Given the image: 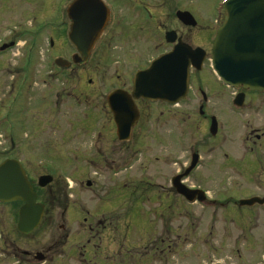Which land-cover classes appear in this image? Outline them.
<instances>
[{"label": "rangeland", "instance_id": "obj_1", "mask_svg": "<svg viewBox=\"0 0 264 264\" xmlns=\"http://www.w3.org/2000/svg\"><path fill=\"white\" fill-rule=\"evenodd\" d=\"M155 2L159 1L148 0L144 11L141 7L135 13L131 11L128 17L126 9L118 8L117 18L121 28L117 29H127L135 37L126 39L123 34L127 30H124L121 35L113 38L111 53L104 56L109 60L107 65L100 66L96 58L95 67V60L92 59L85 70L80 68L76 75L68 77V81L61 82L55 77L39 75L38 69L44 67L48 55L44 37L49 29L44 30L33 52L37 60L34 65L37 68L35 74L27 77L21 72L12 73L7 70L22 66V63L19 66L15 64L21 62L23 49H14L0 57V160L6 155L14 156L22 162L39 196L48 199V205L51 206L59 201L57 208H53L52 216L49 217V214L44 217L34 231H66L71 226V231H78L75 229L76 220L62 214V200L66 196L68 201H77L75 205L79 207V212L96 211L99 213L96 220L108 219L113 231L135 235L125 239L127 244L131 242L129 239H135L140 245L130 250L131 257L137 256L142 262L136 264H144L146 256L153 257L152 254L148 255L145 247L151 246L147 238L150 231H161L157 237L161 236L163 244L168 241L172 246L173 243L179 251H166L164 264H264V206L239 211L228 206L227 214L219 211L217 218L207 216L199 206H194L202 214L193 210L195 214L190 219L192 231L186 229V222L190 220L181 218L183 231L180 233L184 236H197L199 232L210 234L212 250L203 249L202 246L195 250L190 244L184 248L182 241H179L181 239L175 238L173 241L172 233L168 234V231H173L175 219L162 227L166 223L165 216L157 225L159 216L148 210L153 207L149 202L151 197L165 196L162 200L169 203L176 197L174 189L169 187L166 180L178 168L176 159L183 158L182 145L191 142L199 143L201 156L200 166L194 175L199 180H211L208 190L212 197L224 201L225 198L264 194V92L255 95L253 101L256 105L253 108H249L245 102L242 109L238 110L223 101L226 95L231 98L235 89L225 88L206 64L190 80L191 93L186 99L189 103L181 104L178 108L181 116L189 112V120L181 117L180 126L167 123L159 120L158 109L153 108V117L141 119L127 141L118 140L114 124L106 117V114L110 116L107 109L106 113L103 107L98 109L114 87H125L129 77L138 68L146 65L166 47L161 27L168 29L173 26L171 20L174 14L169 13L165 7L159 10V4ZM213 2L219 0H197L192 11L196 16L200 15V8L204 9V4ZM42 3H37L35 20L28 19L30 16L27 11L32 6L27 3L5 8L0 5V39L9 35L12 26L19 28L29 26L30 23L35 26L40 20L46 19L39 12ZM45 8L47 11L50 7ZM57 15L59 11L54 15L50 13V19H47L52 22V26H57ZM137 15L139 20L136 23ZM127 41H130L129 47L126 46ZM141 48H145V51L139 57L138 51ZM195 77L209 100L208 112L215 114L220 122V135L215 138L203 126V118H198L197 107L191 104H195V100L202 101L201 95L196 92ZM80 95L89 98H83L85 100L82 101ZM92 100L97 106V111L94 110L96 120L92 112L86 109ZM250 129L253 134L260 135L258 139L252 135L256 141L254 144L245 142ZM9 135L14 138V150L8 148ZM205 141L213 143L212 152L209 153L208 147L203 146ZM41 175H50L53 181L39 190L36 181ZM87 181L91 184L86 185ZM7 211L5 207L0 218L1 226L16 231L17 216L10 217ZM91 213L87 215L88 218L92 216ZM107 222L106 225H109ZM138 231L145 233L144 245H141V239L136 234ZM34 246L40 247L38 244ZM0 260V264H13L5 255L0 256ZM55 264L69 263L58 261Z\"/></svg>", "mask_w": 264, "mask_h": 264}, {"label": "flooded vegetation", "instance_id": "obj_2", "mask_svg": "<svg viewBox=\"0 0 264 264\" xmlns=\"http://www.w3.org/2000/svg\"><path fill=\"white\" fill-rule=\"evenodd\" d=\"M43 1L41 5V9H39L40 15L43 14L46 16V19L40 20V22L46 21L44 24H40V22L33 26L31 23L29 26H23V27H16L12 26L10 27L9 35H4V39H0V57L8 55L10 52H12L14 49L16 50H24V56L21 57V62H17L15 65L19 66L22 63V66L14 67V68H7L9 72L12 73H23V76L29 77V75H33L36 73L37 68L34 67L36 63V59L34 58L33 52L36 50L37 44L40 43V40L42 38V34L45 29H49L46 33V36L44 37V44L46 45V51L48 52L47 57L45 58V64L44 67H41L38 69L39 75L43 76H49V77H55V79L61 82L68 81V77L76 75V73L79 72V69L82 68V70H85L86 65L89 63L90 60H95V67H96V58L100 61V66L107 65L108 59H106L107 55L111 53L112 49V40L115 37H118V35H121L122 32H125L124 29L120 31L117 28H121L119 26V20L117 18V9H126L127 10V16L128 17L133 11L134 13L136 11H139V8L144 7L148 3V0H96L99 2L100 6H102L105 9V12H95L92 13H86L85 8L88 4L83 3L72 7V3L75 0H54V2L50 3L51 0H38ZM37 0H0V5L2 7H12L15 4H21V3H27L31 5L32 7L28 9L27 15L30 16L31 20H35L36 12L38 8ZM53 1V0H52ZM156 1V0H153ZM159 2H155L156 4H159V10L161 8H166L169 10V13L174 14L173 19L171 20L173 22V26H170L168 29H164L161 27V32L163 33V41H165L166 47L161 51V53L167 52L173 48L175 44L178 43V40L181 42L187 44L190 48L196 49L199 48L203 51V60L200 69H196L190 65L189 72V82L192 79L193 76H195L196 73L201 71L205 65L207 64L208 67H210V57L212 55V45L215 38L216 30L219 27V25L223 22L225 17V9H224V0L221 2H213V4L205 3V8H200L201 13L200 15H195V13L192 11L194 9L195 3L197 0H185L184 3H182L183 0H158ZM101 2V3H100ZM6 4V5H5ZM33 4H35L33 6ZM102 4V5H101ZM50 7L47 11H45L47 8ZM97 6V5H96ZM217 7V8H216ZM33 8V9H32ZM88 8V7H87ZM203 9V10H202ZM188 11L191 13V15L194 17L196 24L195 25H187L183 24L177 17H176V11ZM56 11H59V16H55L56 18H59V21L56 22L57 26H52V22H50L47 19H50V13L55 14ZM141 11V10H140ZM77 20V23L85 24L86 21H90L87 26H89L90 31L89 33H92L93 36L95 35V40L93 42V45L90 49V51L87 54V57L84 56V54H81L77 48L73 45V43L70 41L69 33L71 31V27L73 24V20ZM136 23L138 22L139 18L138 15L135 16ZM96 21H105V24L103 28L99 31L96 37ZM93 23V24H92ZM132 29V27H130ZM134 29V28H133ZM166 31L173 32L171 36L175 38V41L173 43H168L164 37V33ZM126 39H131L135 37V34L131 33L128 30L125 34H123ZM124 39V38H122ZM165 39V40H164ZM20 41H23L22 44H20ZM124 41H122L123 43ZM126 43V42H125ZM130 41H127L126 46L129 47ZM141 44V43H140ZM18 46V47H17ZM145 49V48H144ZM143 48H141V51H138L140 54L139 57H141V54L145 51ZM22 51V50H21ZM136 51V50H135ZM159 53V54H161ZM124 54V53H123ZM132 54V53H131ZM158 54V55H159ZM33 55V56H32ZM100 55V56H99ZM157 55V56H158ZM106 56V57H104ZM86 57V58H84ZM59 59H62L67 62L65 65L64 63H60ZM9 64V63H8ZM60 64H63L64 66H61ZM7 65V63H6ZM148 64L138 68L137 70L144 69ZM136 70V71H137ZM135 71V72H136ZM197 80V91L200 95H202V88L198 84L199 81ZM90 82V79L88 80ZM225 87V86H224ZM116 89H122L125 90L128 93H131L132 91V76L129 77L128 83L124 87V85H118L114 87L111 91ZM191 93V90L189 91ZM188 93V95H189ZM244 93V103L247 102V105L249 108H253L256 103L255 100L253 101V98H255V95H257L258 91H250V90H243ZM82 101L85 99L83 98H89L86 96H79ZM223 100L224 102L230 103L231 100L229 99V96L226 95ZM248 98V99H247ZM247 100V101H246ZM92 100L90 105L86 108L90 112H92V117H94V120H96L95 112L96 110L95 102ZM133 102L135 104V107L138 110V119L134 123L132 130H131V136L132 132L137 127L141 119L153 117L154 115V109L157 108V113L159 115V120L162 121H168L167 123H175L180 126V119L181 117L188 119L190 117L189 112H183L186 113L185 116H181V111L178 109L181 104L189 103L188 100H182L178 104H168L167 102L160 101V100H149L145 98H133ZM209 100L203 99L202 101L195 100V104L191 103L194 106L197 107V116L198 118H203L201 121L203 123V126L205 129L210 128L211 124V118L215 117L217 120V130L214 135L210 134L211 137L215 138L216 136L220 135V122L218 121V118L215 114L208 112L207 109V103ZM232 103V102H231ZM103 107L104 112L106 113L105 108L107 109V112L110 114L108 116L106 114V117L110 121V123L114 124L113 116L108 110L107 102L105 99V103L99 104L98 109ZM147 108V109H146ZM152 108V109H151ZM235 108V107H234ZM166 109V110H164ZM166 112H164V111ZM97 111V110H96ZM189 120V119H188ZM96 123V121H94ZM200 125V124H199ZM115 127V124H114ZM116 130V127H115ZM255 139L260 138V135L253 134V130L250 129L245 137V142L255 143L256 141L252 138L253 136ZM8 148H11L12 150L15 149V143L14 138L9 135L8 137ZM222 143V142H221ZM212 144H209L207 141L203 144V146L208 147V152H212L214 149V146ZM199 143H189L186 145V148L183 150V158L182 159H176V165L178 168L175 172L168 175L170 176L167 178V183L170 184L169 187L173 188L171 186V178L176 175H182L187 168L190 166L192 162L193 155H198L199 159L196 160V164L192 170H190L186 176H183L180 179V183L188 188V189H201L203 193H195L194 198L187 199L176 189L173 190V194H175L176 197H174V200H170L164 202L162 199L165 198V196H155L149 198V202L153 204V207H149L148 210L153 213L154 215H158L159 218L156 220V224L159 225L160 220H162L165 216L166 223L162 224L161 226H165L169 221L172 219H175L173 231H168V234H171L174 236L173 241L175 238L179 241H182L184 248L185 245L190 244V247L199 250V248L202 246L203 249H213V243L212 239L210 237V234L199 232L197 236H190L188 235H181L180 231L181 227V218L187 220H190L194 216V211H199V206L201 209V212H205V214L212 218H217L218 212L225 211L224 214H227L226 210V204L227 202L231 201L232 206L236 207V204L238 205V199H230L225 198L224 201L220 200L218 198L212 197L208 190V184L211 180H199L195 175L194 172L198 169L201 163V156L199 152ZM146 147V145H145ZM5 150V149H4ZM8 150V149H7ZM147 151V147H146ZM3 152V151H1ZM6 158H15L14 156H5L3 157L0 162ZM190 176L191 180H189ZM43 188H40L41 190ZM170 192L172 190L170 189ZM252 196V195H250ZM170 198V196H169ZM168 198V199H169ZM58 200V199H57ZM56 200V201H57ZM37 202L42 203L44 206V213L43 218L48 216H52L54 207L57 208L59 205V201L55 202L54 205H48L49 200L44 199L37 194ZM77 201H68L67 197L65 196L62 200V209H63V215L66 217L68 216V219L76 220L75 221V229L77 228L78 231H71L72 226L69 230L66 231H31L29 233H22L20 231H14V229L10 227H2L1 221H0V256L7 257L9 261L13 264H55L58 261L61 263L63 261L69 263V264H136L137 262H140L138 260V257L133 256L131 257L130 250L133 248H138L140 245L136 242L135 239H129L131 242L127 244V239H125L127 236H133L131 234H126L123 231H113L111 228V224H109L108 219L104 218L103 220L97 219V216L99 213L90 212V211H80L79 207H76L75 203ZM14 203V202H13ZM13 203H4L0 202V218L2 216V212L4 211V208H8L7 215L10 217L17 216L18 219V209L19 206H15ZM12 204L15 206V208H12ZM182 205L183 209L181 210ZM7 205V206H5ZM217 205V206H215ZM239 206V205H238ZM255 206V205H253ZM251 206V207H253ZM194 207V208H193ZM242 207V206H240ZM192 209V210H191ZM83 210V209H81ZM168 210H171L168 214ZM17 211V214H16ZM200 212V211H199ZM200 212V213H201ZM91 213L92 216L89 218L87 215ZM185 214V215H183ZM202 214V213H201ZM80 215H83V217H80ZM183 215V216H182ZM77 216L78 222H77ZM108 222H107V221ZM224 218L222 219V221ZM181 221V222H180ZM71 222V221H69ZM106 222L109 225H106ZM168 222V223H167ZM180 222V223H179ZM187 227L189 231L191 230L192 222L187 221L186 222ZM81 227V228H80ZM63 230H65L63 228ZM109 230V231H108ZM161 231H150L149 235H147V238L149 239L148 242H151L150 248H148L147 245L145 247L148 251V255L152 254L153 257L146 256V262L144 264H164V254L165 252L171 253L172 251H178L175 246H172L169 244L168 241H166L163 244V240L161 236L157 237ZM211 232V231H207ZM124 234V235H123ZM139 235V239H141V245L143 244V239L145 233L143 231H138L136 233ZM141 236V237H140ZM125 240V241H124ZM165 241V240H164ZM35 244L40 245L39 248L34 246ZM150 252V253H149ZM179 252V251H178ZM208 256V255H207ZM12 257V258H11ZM135 257V258H134ZM134 259V260H133ZM133 260V261H131ZM1 262V260H0ZM4 262V261H3ZM2 262V263H3ZM142 263V262H140ZM212 263V262H211Z\"/></svg>", "mask_w": 264, "mask_h": 264}, {"label": "water", "instance_id": "obj_3", "mask_svg": "<svg viewBox=\"0 0 264 264\" xmlns=\"http://www.w3.org/2000/svg\"><path fill=\"white\" fill-rule=\"evenodd\" d=\"M83 3L88 4V8H85L87 14L105 12L96 0H75L71 8ZM188 15L190 16L188 12H177V17L181 21L194 25L195 21ZM89 22L80 24L74 19L69 33L70 41L86 57L95 40V35L91 36L92 33L88 32ZM104 24L105 21H96V37ZM172 33L165 34L168 43L175 41ZM202 56V50L191 49L178 40L169 52L152 59L145 69L136 72L131 94L124 90L112 91L107 103L113 114L118 139L129 138L131 127L137 119L138 111L132 97L163 100L169 103H176L185 98L188 92L189 66L200 69ZM59 61L67 64L64 60ZM211 61L213 69L224 84L248 90H264V0H228L225 3V17L216 31ZM243 98L244 93H238L234 103L241 105ZM211 132L215 133L214 118ZM51 180V176L42 175L38 179V185L44 187ZM87 185H90V182H87ZM177 188L183 195L197 192L183 188L179 184ZM0 201L23 203L19 209L17 223L19 231L30 232L39 225L43 206L36 202V193L17 160L6 159L0 163ZM255 202L263 204L264 197L243 200L241 204L251 205Z\"/></svg>", "mask_w": 264, "mask_h": 264}]
</instances>
